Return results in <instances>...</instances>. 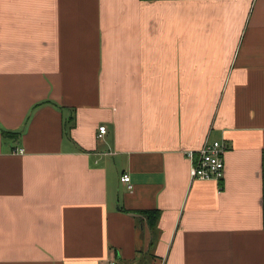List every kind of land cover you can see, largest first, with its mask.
<instances>
[{"label": "crops", "instance_id": "1", "mask_svg": "<svg viewBox=\"0 0 264 264\" xmlns=\"http://www.w3.org/2000/svg\"><path fill=\"white\" fill-rule=\"evenodd\" d=\"M112 263L264 264V0H0V264Z\"/></svg>", "mask_w": 264, "mask_h": 264}, {"label": "built area", "instance_id": "2", "mask_svg": "<svg viewBox=\"0 0 264 264\" xmlns=\"http://www.w3.org/2000/svg\"><path fill=\"white\" fill-rule=\"evenodd\" d=\"M106 132L107 127L101 125L99 127V136L103 137ZM226 151L227 146L221 140H207L198 151H187L186 154L192 161L191 173L193 178L216 181L224 179L226 176V162L224 159ZM121 180L123 182H128L129 187H132L129 174L122 175Z\"/></svg>", "mask_w": 264, "mask_h": 264}, {"label": "trees", "instance_id": "3", "mask_svg": "<svg viewBox=\"0 0 264 264\" xmlns=\"http://www.w3.org/2000/svg\"><path fill=\"white\" fill-rule=\"evenodd\" d=\"M2 132L6 135V136H17L20 132L19 131H10V130H5L3 129ZM134 212H138V213H142L146 216L149 226L150 228L156 232L157 231V226H158V222H159V218H160V211L159 209H152V210H143V211H134Z\"/></svg>", "mask_w": 264, "mask_h": 264}]
</instances>
